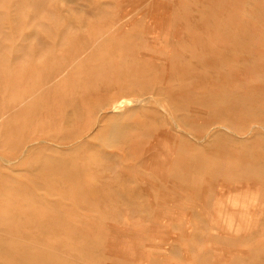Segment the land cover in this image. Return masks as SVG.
Returning a JSON list of instances; mask_svg holds the SVG:
<instances>
[{"label":"rangeland","instance_id":"obj_1","mask_svg":"<svg viewBox=\"0 0 264 264\" xmlns=\"http://www.w3.org/2000/svg\"><path fill=\"white\" fill-rule=\"evenodd\" d=\"M263 82L264 0H0V264H264Z\"/></svg>","mask_w":264,"mask_h":264},{"label":"bare ground","instance_id":"obj_2","mask_svg":"<svg viewBox=\"0 0 264 264\" xmlns=\"http://www.w3.org/2000/svg\"><path fill=\"white\" fill-rule=\"evenodd\" d=\"M153 43H154V42L151 43V44L153 45L152 48H153V49H156L155 47H159V50H160V46H155V47H154L155 44H153ZM152 45H151V46H152ZM148 47H149V46H148ZM157 50H158V48H157ZM161 50L164 51V48L161 49ZM164 52H165V51H164ZM141 53H142V52H141ZM245 53H246V52H245ZM142 54H143V55L146 54V55H144V56H150V55H151V54L149 55V54H147V53H142ZM142 54H141L140 56H142V58H143L144 56H143ZM155 55H156V54H154V56H155ZM254 55H255V54H254ZM157 56H158V55H157ZM261 56H262V55H261ZM150 57H151V56H150ZM144 58H145V57H144ZM152 58H153V55H152ZM157 58L159 59V58H161V57H157ZM157 58H156V59H157ZM164 58H165V57H163V58L160 59V60H163ZM147 59H149V58H147ZM254 59H255V58H254ZM254 59H253V60H254ZM257 59H258V57H257ZM150 60H151V59H150ZM166 60H167V59H166ZM166 60H164V61H166ZM250 60L252 61V58H251ZM259 60H261V59H259ZM152 61H153V60H152ZM170 61H171V60H170ZM248 61H249V60H248ZM257 61H258V60H257ZM257 61H256V62H257ZM167 62H168V61H167ZM208 62L210 63V61H208ZM241 62H242V61H241ZM161 63H162V62H161ZM258 63H259V62H258ZM169 64H170V63H169ZM213 65H214V64H213ZM251 66H252V65H251ZM212 67H213V66H212ZM252 67H254V66H252ZM167 68H168V67H167ZM169 69H170V68H169ZM242 70H243V69H242ZM169 71H170V70H169ZM159 72H160V71H159ZM65 74H66V73H65ZM169 74H170V72H169ZM165 80H166V79H165ZM164 82H165V81H164ZM166 83H167V82H166ZM260 83H262V82H260ZM263 84H264V82H263ZM150 97H151V96H150ZM143 100H144V99H143ZM148 101H149V100H148ZM148 101H147V102H148ZM143 102H144V101H140V100L138 101V100H137V101L134 102V103H137V104L139 103V104H141V103H143ZM147 102H146V103H147ZM132 103H133V101H126V100H120V101H118V103H116V104L112 107V113H113V114L109 117V120H110L111 123L104 125V127L100 129V135H103L104 137H105V136L108 137V138H109V141H110L111 143L119 142V141H122V140L124 139V137L126 138V130H127L128 128H125V127H123V125H121V120H122L121 118H122V116L118 115V113H115V112H117V111H119V110H122L124 107H126V106H128V105L130 106ZM150 104H151V102H149V105H150ZM141 105H143V104H141ZM144 105H145V104H144ZM133 106H134V105H133ZM138 106H139V105H138ZM147 106H148V105H147ZM131 107H132V105H131ZM144 107H145V106H144ZM192 107H193V106H192ZM195 108H196V107H195ZM127 109H128V108H127ZM161 109L163 110L164 108L161 107ZM165 110H166V109H165ZM191 111H193V110H191ZM201 111H202V110H200V112H201ZM109 112H111V111H109ZM193 112L195 113V112H199V111H193ZM203 112H205V110H204ZM206 112H208V110H206ZM206 112H205V113H206ZM114 113H115V114H114ZM125 113H126V111H125ZM164 113H165V112H164ZM201 113H202V112H201ZM192 115H193V114H192ZM205 115H207V114H205ZM100 116H101V114H100ZM180 116H181V115H180ZM182 116H183V115H182ZM182 116H181V117H182ZM194 116H196V115L194 114ZM124 117H125V116H124ZM196 117H197V116H196ZM172 118H173V117H172ZM200 118H201V117H200ZM206 118H207V117H206ZM173 119H174V118H173ZM123 120H125V119H123ZM173 122H174V120H173ZM190 122H191V121H190ZM257 127H258V126H257ZM262 127H263V126H262ZM97 128H98V127H97ZM221 128H222V127H221ZM223 128H224V127H223ZM253 128H254V127H253ZM96 130H97V129H96ZM96 130H95V131H96ZM225 130L228 131L227 128H226ZM95 131H94V132H95ZM166 131H167V130H166ZM210 131H211V130H210ZM250 132H252V130H251ZM250 132H249V133H250ZM160 133H162V132H160ZM173 133H174V132H173ZM209 133H210V132H209ZM89 135H90V134H89ZM178 135H179V134H178ZM106 137H105V139H104V138H103V139L109 143V141L106 140ZM175 137H176V135H175ZM239 137H240V136H239ZM89 138H90V137H89ZM156 138H157V137H156ZM168 139H169V138H168ZM192 139H193V138H192ZM241 139H242V138H241ZM99 140H101V139L99 138ZM174 140H175V139H174ZM80 141H81V140H80ZM102 141H103V140H102ZM195 141H197V140H195ZM203 141H204V140H203ZM45 142H46V141H45ZM78 142H79V141H78ZM151 142H152V141H151ZM156 142H157V139H156V141H155V144H156ZM232 142H233V141H232ZM1 143H2V142H1ZM102 143H103V142H102ZM152 143H153V145H154V142H152ZM37 144H38V143H37ZM103 144H105V142H104ZM106 144H107V143H106ZM107 145H108V144H107ZM150 145H151V144H150ZM167 145H168V144H167ZM177 145H178V144H177ZM111 146H112V145H111ZM156 146H157V144H156ZM57 147H58V145H57ZM59 147H60V146H59ZM173 147H174V146H173ZM109 148H110V145H109ZM151 148H152V147H151ZM110 149H111V148H110ZM148 149H150V147L147 148V151H151V149H150V150H148ZM176 149H177V148H176ZM25 150H28V148L25 149ZM174 150H175V149H174ZM174 152H175V151H174ZM146 153H147V152H146ZM148 153H150V152H148ZM154 153H155V150H154ZM151 155H152V154H150V157H151ZM153 156H154V155H153ZM22 157H23V155H22ZM145 157H147L146 154H145ZM231 158H232V157H231ZM144 159H145V158H144ZM149 159H150V158H149ZM145 160H146V159H145ZM149 161H150V160H149ZM153 161H154V158H153ZM155 161H156V160H155ZM223 161H224V160H223ZM2 162H3V161H2ZM15 163H16V162H15ZM143 164H144V162H143ZM170 164H171V163H170ZM170 164H169V165H170ZM5 165H6V164H5ZM9 165H10V164H9ZM152 165H153V164H152ZM155 165H156V164H155ZM142 167H143V166H142ZM149 168H150V167H149V163H148V169H149ZM154 168H155V166H154ZM180 168H181V167H180ZM258 168H259V167H256V166H254V165L249 164V165L244 169V172H243V173H244L245 176H255V177H257L258 175H262V174H263V173H261V172L258 170ZM143 169H145V168H143ZM148 169H147V170H148ZM151 169H152V167H151ZM10 170H11V169H10ZM167 170H168V169H167ZM170 170H171V169H170ZM154 171H155V170H154ZM220 171H221V174H224V175H226V174H228V175H231V174H232V175H234V174H238V171H237V170H232V167H225V168L221 167ZM263 172H264V171H263ZM155 173H156V171H155ZM167 173H168V172H167ZM167 173H165V174L168 175ZM169 174H170V173H169ZM156 176H157V175H156ZM140 177H142V176H140ZM140 177H139V178H140ZM159 177H160V176H159ZM199 177H200V176H199ZM199 177H198V178H199ZM160 178H161V177H160ZM198 178H197V179H198ZM207 178H208V177H207ZM143 179H145L144 176H143ZM143 179H142V180H143ZM168 179H169V181H170V178H168ZM171 179H172V178H171ZM161 180H162V178H161ZM173 180H174V179H173ZM198 180H199V179H198ZM200 180H201V179H200ZM200 180H199V181H200ZM208 180H209V179H208ZM138 182H139V181H138ZM141 182H142V181H141ZM146 182H147V181H146ZM175 182H176V181H175ZM175 182H174V183H175ZM178 182H179V181H178ZM178 182H177V183H178ZM144 183H145V181H144ZM147 183H148V182H147ZM177 183H175V184H177ZM254 183H256V182H254ZM139 184H140V183H139ZM145 184H146V183H145ZM206 184H207V183H206ZM219 184H220V183H219ZM237 184H238V183H236V188H237ZM239 184L241 185V183H239ZM239 184H238V185H239ZM244 184H247V182H246V183L244 182ZM249 184H251V183H249ZM257 184H258V183H257ZM147 185H148V184H147ZM169 185H171V184H169ZM172 185H173V184H172ZM179 185H180V184H179ZM199 185H200V184H199ZM231 185H232V184H231ZM231 185H230V187H231ZM140 186H141V185H140ZM143 186H144V185H143ZM233 186H234V185H233ZM245 186H246V185H244V187H245ZM256 186H257V185H256ZM153 187H154V186H153ZM167 187H168V186H167ZM173 187H175V186H173ZM219 187H220V186H218V188H219ZM221 187H222V185H221ZM227 187H228V185H227ZM239 187H240V186H239ZM239 187H238V188H239ZM144 188H145V187H144ZM175 188H177V187H175ZM184 188H185V187H184ZM187 188H188V187H186V189H187ZM205 188H206V187H205ZM218 188H217V189H218ZM147 189H148V188H147ZM149 189H150V187H149ZM154 189H156V188H154ZM170 189H171V188H170ZM177 189H178V188H177ZM186 189H184V191H185ZM223 189H225V186H224ZM223 189H222V190H223ZM228 189H229V188H227V190H228ZM230 189H231V188H230ZM241 189H242V188H241ZM150 190H151V189H150ZM156 190H157V189H156ZM171 190H172V189H171ZM180 190H181V189H180ZM187 190H188V189H187ZM220 190H221V189H220ZM232 190H233V187H232ZM243 190H245V189H243ZM255 190H256V188H255ZM161 191H162V190H161ZM184 191H181V192H184ZM189 191H190V188H189ZM205 191H207V189H205ZM230 191H231V190H230ZM148 192H149V191H148ZM165 192H166V191H165ZM165 192H164V193H165ZM174 192H176V191H174ZM185 192H187V191H185ZM190 192L192 193V190H191ZM190 192H189V194H190ZM234 192H235V189H234ZM236 192H237V191H236ZM260 192H261V191H260ZM150 193H151V191H150ZM177 193H178V192H177ZM207 193H208V192H207ZM219 193H220V191H219ZM230 193H231V192H230ZM230 193H229V194H230ZM243 193H244V191H243ZM250 193H251V192H250ZM255 193H257V192H255ZM151 194H153V193H151ZM151 194H150V195H151ZM165 194H166L167 196H169L168 193H165ZM170 194H171V193H170ZM179 194H180V193H179ZM187 194H188V193H187ZM193 194H194V192H193ZM203 194H205L204 191H203ZM235 194H236V193H235ZM173 195H175V194H173ZM218 195H219V194H218ZM231 195H232V194H231ZM242 195H243V194L241 193V197H242ZM250 195H251V194H250ZM254 195H255V194H254ZM152 196H153V195H151V197H152ZM183 196H184V195H183ZM185 196H186V195H185ZM233 196H234V195H233ZM255 196H256V195H255ZM255 196H254V197H255ZM160 197H161V195H160ZM171 197H172V196H171ZM171 197L169 196V198H171ZM216 197H217V193H216V195H215V198H216ZM249 197H250V196H249ZM258 197H259V196H258ZM161 198H162V197H161ZM165 198H166V197H165ZM172 198H173V197H172ZM232 198H233V197H232ZM152 199H153V197H152ZM159 199H160V198H159ZM162 199H163V198H162ZM183 199H184V198H183ZM220 199H221V198H220ZM222 199H223V197H222ZM222 199H221V200H222ZM224 199H225V198H224ZM249 199H251V197H250ZM254 199H255V198H254ZM153 200H154V199H153ZM167 200H169V199H167ZM246 200H247V198H246ZM162 201L164 202V199H163ZM172 201H173V200L171 199V201H168V203H169V202H172ZM198 201H199V200H198ZM215 201H216V200H215ZM225 201H226V200H225ZM227 201H229V200H227ZM230 201H231V200H230ZM241 201H242V198H241L240 202H241ZM254 201H255V200H254ZM254 201H253V203H254ZM158 202H159V201H158ZM163 202H162V203H163ZM174 202H175V201H174ZM248 202H249V200H248ZM164 203H165V202H164ZM166 203H167V202H166ZM168 203H167V204H168ZM177 203H178V202H176V204H177ZM197 203H198V202H197ZM215 203H216V202H214V204H215ZM217 203H218V202H217ZM231 203H232V201H231ZM241 203H242V202H241ZM253 203H252V204H253ZM172 204H173V203H172ZM214 204H213V211H212V212H214V208H215ZM228 204H229V202H228ZM249 204H250V203H249ZM254 204H255V203H254ZM155 205H156V204H155ZM161 205H162V204H161ZM173 205H174V204H173ZM177 205H178V204H177ZM181 205H182V204H181ZM183 205H184V204H183ZM231 205H232V204H231ZM256 205H257V204H256ZM170 206H171V205H170ZM170 206H169V207H170ZM178 206H180V205H178ZM195 206H196V205H195ZM202 206H203V205H202ZM239 206H240V205H239ZM252 206H253V205H252ZM252 206H251V207H252ZM165 207L167 208V205H166ZM169 207H168V208H169ZM196 207H198V206H196ZM216 207H217V206H216ZM227 207H228V206H226V208H227ZM251 207H250V208H251ZM254 207H255V206H254ZM168 208H167V209H168ZM171 208H173V207H171ZM205 208H206V207H205ZM228 208H229V207H228ZM230 208H231V207H230ZM263 208H264V206H263ZM157 209H158V208H157ZM162 209H163V208H162ZM169 209H170V208H169ZM174 209H175V208H173V210H174ZM207 210H208V209H207ZM240 210H241V209H240ZM243 210L245 211V208H243ZM247 210H248V207L246 208V211H247ZM261 210H262V209H261ZM176 211H178V210H176ZM180 211H181V210H180ZM180 211H179V212H180ZM226 211H227V210H226ZM244 211L241 210L240 213L243 212V215H244ZM250 211H251V209L249 210V214L251 213V215L254 214V212H255L254 209H253V207H252V211H251V212H250ZM253 211H254V212H253ZM257 211H258V210H257ZM263 211H264V210H263ZM158 212H160V211H158ZM181 212H182V211H181ZM206 212H207V211H206ZM230 212H231V211H230ZM230 212H229V213H230ZM169 213H170V212H169ZM169 213H168V214H169ZM160 214H161V213H160ZM163 214H164V213H163ZM184 214H185V213H184ZM210 214H212V213H210ZM210 214H209V215H210ZM225 214L228 216V211H227V213L225 212ZM246 214H247V213H246ZM262 214H263V213H262ZM172 215H173V214H172ZM186 215H187V214H186ZM209 215H207V216H209ZM212 215H213V214H212ZM223 215H224V214H223ZM226 215H224V216H226ZM237 215H238V213H237ZM239 215H240V214H239ZM243 215L241 214V216H243ZM251 215H249V216H248V215H246V216L244 215V216H245V219L247 220L246 217H247V216L250 217ZM260 215H261V212H260ZM169 216H171V214H169ZM174 216H175V215H174ZM215 216H216V214H215ZM181 217H182V216H181ZM181 217L178 216V218H181ZM210 217H211V215H210ZM182 218H185V217H182ZM260 218H262V216H261ZM260 218H259V219H260ZM214 219H215V217H214ZM238 219H240V218H238ZM241 219H242V220H245L244 217H243V218L241 217ZM224 220H225V219H224ZM246 220H245V221H246ZM248 220H250V219L248 218ZM260 220H261V219H260ZM170 221H171V220H170ZM222 221H223V220H222ZM226 221H227V220H226ZM251 221H252V220H251ZM251 221H250V223H251ZM223 222H224V221H223ZM228 222H229V221H228ZM228 222H227V224H228ZM164 223H165V221H164ZM225 223H226V222H225ZM235 223H236V221H235ZM237 223H238V222H237ZM248 223H249V222H247V224H248ZM108 224H110V226L113 225L112 223H109V222H108ZM111 224H112V225H111ZM222 224H223V223H222ZM227 224H226L225 228L227 227ZM245 224H246V222H245ZM253 224H254V223H253ZM257 224H258V221H257ZM259 224H260V223H259ZM259 224H258V225H259ZM238 225H239V223H238ZM241 225H242V226H241ZM114 226H116V225H114ZM114 226H113V227H114ZM236 226H237V225H236ZM236 226H235V228H236ZM240 226H241V229L244 227L243 224H240ZM240 226H239V228H240ZM245 226H247V225H245ZM157 227L159 228V226H156V228H157ZM162 227H165V226H161V228H162ZM166 227H167V226H166ZM222 227H223V225H222ZM222 227H221V229H222ZM249 227H250V226H249ZM249 227H248V228H249ZM256 227H257V226H256ZM117 228H118V227H117ZM153 228H154V227H153ZM153 228H151V232L154 231V230H152ZM158 228H157V230H158ZM169 228H170V227H169ZM217 228H218V227H217ZM225 228H224V229H225ZM230 228H231V227H230ZM244 228H245V227H244ZM257 228H258V227H257ZM127 229H129V228H127ZM241 229H240V231H242ZM119 230H120V229H119ZM125 230H126V229H125ZM233 230H234V229H233ZM237 230H238V229H237ZM244 230H246V228H245ZM247 230H248V229H247ZM114 231H115V229H114ZM114 231H112V233H113ZM126 231H127V230H126ZM131 231H132V229H131ZM222 231H224V230H222ZM225 231H226V230H225ZM240 231H239V233H241ZM115 232H117V234H119L118 231H115ZM132 232H133V231H132ZM139 232H140V231H139ZM159 232H160V231H159ZM243 232H244V231H243ZM127 233H128V232H127ZM127 233H126V234H127ZM133 233H135V232H133ZM142 233H144V232H142ZM145 233H147V232H145ZM153 233H154V235H155V232H153ZM156 233H157V231H156ZM162 233H163V232H162ZM228 233H229V232H228ZM235 233H236V229H235ZM239 233H238V234H239ZM247 233H248V231H247ZM247 233H246V235H247ZM136 234H139V233H136ZM159 234H161V233H159ZM159 234L157 233L156 236H158ZM163 234H164V233H163ZM122 235H123V232H122ZM140 235H141L140 237H142V234H140ZM152 235H153V234H152ZM154 235H153V236H154ZM240 235H241V234H240ZM111 236H112V235H111ZM125 236H127V235H125ZM128 236H129V234H128ZM131 236H132V235H130V237H131ZM113 237H114V236H113ZM138 237H139V236H138ZM140 237H139V238H140ZM150 237H151V236H150ZM159 237H161V239L163 238V236H161V235H160ZM116 238H117V237H116ZM132 238H133V236H132ZM139 238H137V239H138V240H142V239H139ZM165 238H166V237H165ZM167 238H168V237H167ZM167 238H166L165 241L168 240ZM216 238H217V237H216ZM134 239H135V238H134ZM153 239H154V237H153ZM158 239H159V238H158ZM158 239H157V241H158ZM161 239H160V240H161ZM170 239H171V238H170ZM217 239H218V238H217ZM110 240H111V238H109V242H110ZM154 240H155V239H154ZM154 240H151V241H154ZM163 240H164V239H163ZM171 240H172V239H171ZM117 241H119V240H117ZM161 241H162V240H161ZM169 241H170V240H169ZM120 242H121V240H120ZM123 242H124V240H123ZM129 242H130V241H129ZM143 242H144V238H143ZM149 242H150V241H149ZM118 243H119V242H118ZM125 243H126V242H125ZM151 243H152V242L149 243L148 247L151 245ZM155 243H157V242H155ZM155 243H154V244H155ZM178 243H179V242H178ZM108 244H109V243H108ZM110 244H112V242H111ZM119 244H120V245H119ZM119 244H118V245L116 244V245L120 248L121 245H123V244H121V243H119ZM127 244H128V243H127ZM134 244H136V243H134ZM147 244H148V242H147ZM147 244H146V246H147ZM157 244H158V243H157ZM170 244H171V243H170ZM113 245H114V244H113ZM138 245H139V244H138ZM141 245H142V244H141ZM159 245H161V244H159ZM0 246H3V247L5 248V249H4L5 251L9 249L8 244H4V245H3V244L1 243V240H0ZM107 246H108V245H107ZM109 246H110V245H109ZM109 246H108V247H109ZM152 246H153V245H152ZM163 246H164V245H163ZM113 247H114V246H113ZM127 247H128V246H127ZM137 247H138V246H137ZM153 247H154V246H153ZM153 247H151V248H153ZM109 248H110V247H109ZM111 248H112V247H111ZM119 248H118V249H119ZM123 248H124V247H123ZM123 248H121V249H123ZM134 248L137 249V248H136V245L134 246ZM146 248H147V247H146ZM164 248H165V247H164ZM164 248L161 249V250H164ZM168 248H170V247H168ZM144 249H145V248H144ZM112 250H115V249L112 248ZM119 250H120V249H119ZM124 250L126 251L127 248L125 247ZM145 250H146V249H145ZM165 250H167V249H165ZM224 250H225V249H224ZM224 250H223V251H224ZM237 250H238V249H237ZM122 251H123V250H122ZM125 251H124V252H125ZM137 251H138V250H137ZM137 251H136V252H137ZM140 251H141V250H140ZM146 251H147V250H146ZM148 251H150V250H148ZM154 252H158V251H154ZM217 252H218V251H217ZM127 253H128V252H127ZM142 253H143V251H142ZM162 253H164V252H162ZM136 254H138V253H136ZM219 254H220V253H219ZM107 255H108V254H107ZM114 255H115V254H114ZM129 255H130V253H129ZM129 255L127 254V258H124V259H128V258H129V257H128ZM133 255H134V254H132V255H130V256L133 257ZM141 255H142V254H141ZM216 255H218V254H216ZM220 255H221V254H220ZM222 255H223V254H222ZM222 255H221V256H222ZM224 255H226V254L224 253ZM224 255H223V256H224ZM112 256H113V255H112ZM134 256H135V255H134ZM139 256H140V255H139ZM148 256H149V255L147 254V256H145V259H146V257H148ZM228 256L232 257L233 255H232V256H231V255H228ZM114 257H115V256H114ZM131 257H130V258H131ZM215 257H216V256H215ZM224 257H225V256H224ZM224 257H223V258H224ZM226 257H227V256H226ZM226 257H225V258H226ZM233 257H234V256H233ZM121 258H122V257H121ZM130 258H129V259H130ZM134 258H135V257H134ZM134 258H133V259H134ZM138 258H139V257H138ZM141 258H142V256H141ZM148 258H149V257H148ZM163 258H164V257H163ZM122 259H123V258H122ZM135 259H136V258H135ZM145 259H144V260H145ZM149 259H150V258H149ZM187 259H188V258H187ZM231 259H232V258H231ZM137 260H138V259H137ZM146 260H147V259H146ZM229 260H230V259H229ZM128 261H132V260L130 259V260H128ZM215 261H219V260H215ZM222 261H223V260H222ZM113 262H114V261H113ZM132 262H133V261H132ZM139 262H140V261H139ZM144 262H145V261H144ZM148 262H149V261H148ZM164 262H166V261H164ZM134 263H135V262H134ZM168 263H169V262H168ZM226 263H227V262H226ZM51 264H55V263H52V262H51ZM111 264H112V263H111ZM143 264H144V263H143ZM215 264H216V263H215ZM228 264H229V263H228Z\"/></svg>","mask_w":264,"mask_h":264}]
</instances>
